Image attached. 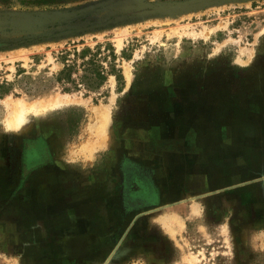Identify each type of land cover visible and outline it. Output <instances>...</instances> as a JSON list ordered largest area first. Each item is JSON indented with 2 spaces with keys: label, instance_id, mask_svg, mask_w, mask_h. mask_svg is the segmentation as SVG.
Returning <instances> with one entry per match:
<instances>
[{
  "label": "rangeland",
  "instance_id": "1",
  "mask_svg": "<svg viewBox=\"0 0 264 264\" xmlns=\"http://www.w3.org/2000/svg\"><path fill=\"white\" fill-rule=\"evenodd\" d=\"M207 73L228 97L172 131ZM1 90L0 264H264V0H0Z\"/></svg>",
  "mask_w": 264,
  "mask_h": 264
},
{
  "label": "crops",
  "instance_id": "2",
  "mask_svg": "<svg viewBox=\"0 0 264 264\" xmlns=\"http://www.w3.org/2000/svg\"><path fill=\"white\" fill-rule=\"evenodd\" d=\"M156 87V89L151 90L147 93H162L167 91L169 88L168 84H165V82H163L162 84H157ZM179 89L180 93H176L169 97L172 131L173 129H178L181 123L188 121L192 124L197 122L199 124L201 123V129H203L204 125L210 122V100L215 97V99H218V101L220 102L221 100L228 97V90L226 88L225 82L222 81L218 76H212L210 73L206 74L203 81H199V83H197L196 88ZM147 102L151 103L152 108H154V110L156 109L159 112L160 108L158 102H150L149 99H147ZM144 103L146 102L140 101L137 103L138 114H140V116H143V114L150 109L148 104ZM175 141L176 145L183 143V141L181 140L175 139ZM205 151H202V154H205ZM177 153L178 152L174 154V158L179 160Z\"/></svg>",
  "mask_w": 264,
  "mask_h": 264
},
{
  "label": "trees",
  "instance_id": "3",
  "mask_svg": "<svg viewBox=\"0 0 264 264\" xmlns=\"http://www.w3.org/2000/svg\"><path fill=\"white\" fill-rule=\"evenodd\" d=\"M86 54V51H83L80 55L84 57ZM84 67V75L82 76L83 80H88L89 82H86V84L92 88V89H99L106 81V72L98 66L93 59H90L89 61L85 62L83 65ZM73 67L69 66L65 68L62 72H60L58 76V80H64V79H71ZM3 94V90L0 91V95ZM8 94V93H6Z\"/></svg>",
  "mask_w": 264,
  "mask_h": 264
},
{
  "label": "bare ground",
  "instance_id": "4",
  "mask_svg": "<svg viewBox=\"0 0 264 264\" xmlns=\"http://www.w3.org/2000/svg\"><path fill=\"white\" fill-rule=\"evenodd\" d=\"M66 103L64 102V101H60V102H57V103H55V104H52L51 106H49L48 108H44V111H47V110H49V109H51V108H55V107H60V106H63V105H65ZM40 109L41 108H37V111L39 112L40 111ZM27 110V108L23 105V104H19L18 106H16V107H14V108H12L11 109V115H10V119H9V125H8V127H9V129H10V131H12V132H16V133H20V129H19V127L16 125V123H15V120H16V118L18 117V116H20V115H22L25 111ZM104 110V109H103ZM102 110V111H103ZM98 111V110H97ZM98 113H99V111H98ZM98 116V115H97ZM103 116H105L104 114H103ZM103 118H105V117H103ZM106 119H108L107 117H106ZM108 121V120H107Z\"/></svg>",
  "mask_w": 264,
  "mask_h": 264
},
{
  "label": "flooded vegetation",
  "instance_id": "5",
  "mask_svg": "<svg viewBox=\"0 0 264 264\" xmlns=\"http://www.w3.org/2000/svg\"><path fill=\"white\" fill-rule=\"evenodd\" d=\"M40 148H41V147H40ZM40 148L37 147L36 149H38V150L40 151ZM38 150H37V151H38ZM35 154H36V152H32L31 155H30V153L28 154V157H27L28 162H27V163L30 162V158H33L34 156L36 157ZM39 156H40V153H39ZM126 163H127V162H126ZM127 166H130V165H129V164H128V165L125 164V166H124V168H123V170H124L123 174H124V177H125V179H126V183L129 184L130 181H131V177H132V175H133V174H134V175H137V173L135 172L134 169H132L131 167L129 168V167H127ZM128 169H129V170H128ZM130 170H132L133 173H131L132 171H130ZM127 184H126V186H127Z\"/></svg>",
  "mask_w": 264,
  "mask_h": 264
}]
</instances>
